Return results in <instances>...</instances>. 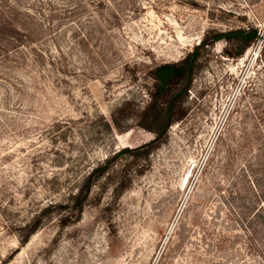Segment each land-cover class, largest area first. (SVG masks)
Masks as SVG:
<instances>
[{
  "label": "rangeland",
  "instance_id": "obj_1",
  "mask_svg": "<svg viewBox=\"0 0 264 264\" xmlns=\"http://www.w3.org/2000/svg\"><path fill=\"white\" fill-rule=\"evenodd\" d=\"M246 26L262 38L209 48L130 186L113 170L62 225L94 167L154 138L150 71ZM0 264H264V0H0Z\"/></svg>",
  "mask_w": 264,
  "mask_h": 264
},
{
  "label": "trees",
  "instance_id": "obj_2",
  "mask_svg": "<svg viewBox=\"0 0 264 264\" xmlns=\"http://www.w3.org/2000/svg\"><path fill=\"white\" fill-rule=\"evenodd\" d=\"M262 38L258 28L253 26L240 27L228 31L209 30L199 44L189 51L181 60L166 62L157 65L150 71L153 80L150 89V100L138 115V124L154 133V138L137 147H124L114 155L107 157L103 163L94 167L84 178L76 193H71L69 202L62 204L63 208L70 209L63 216L62 225L80 219L86 202L93 187L101 179L118 170L115 188L124 191L131 184V178L126 170L133 164H139L147 159L153 151L158 149L168 139L169 127L182 120L188 113L185 103L188 98L195 75L205 66L206 54L216 41L224 40V54L228 57H240L258 39ZM120 126V122L115 120ZM122 157L131 158L129 162H121ZM123 167L121 168V166ZM119 167V169H115ZM142 171V170H140ZM112 172V173H111ZM73 217H75L73 219ZM39 223V222H38ZM38 223L26 236L37 229Z\"/></svg>",
  "mask_w": 264,
  "mask_h": 264
}]
</instances>
